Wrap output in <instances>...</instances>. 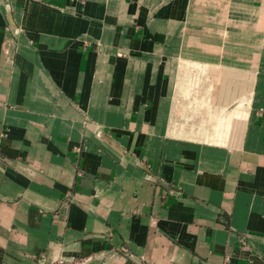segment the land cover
Returning <instances> with one entry per match:
<instances>
[{
	"label": "crops",
	"instance_id": "obj_1",
	"mask_svg": "<svg viewBox=\"0 0 264 264\" xmlns=\"http://www.w3.org/2000/svg\"><path fill=\"white\" fill-rule=\"evenodd\" d=\"M0 264H264V0H0Z\"/></svg>",
	"mask_w": 264,
	"mask_h": 264
},
{
	"label": "rangeland",
	"instance_id": "obj_2",
	"mask_svg": "<svg viewBox=\"0 0 264 264\" xmlns=\"http://www.w3.org/2000/svg\"><path fill=\"white\" fill-rule=\"evenodd\" d=\"M252 97H253V92H252L251 94L246 93L245 96H243L242 94H240L239 101H241V100H243V99H245V98H250V99H252Z\"/></svg>",
	"mask_w": 264,
	"mask_h": 264
},
{
	"label": "bare ground",
	"instance_id": "obj_3",
	"mask_svg": "<svg viewBox=\"0 0 264 264\" xmlns=\"http://www.w3.org/2000/svg\"><path fill=\"white\" fill-rule=\"evenodd\" d=\"M186 36V35H185ZM188 36V35H187ZM255 36V35H254ZM187 38V37H186ZM235 38V37H234ZM212 40V39H211ZM217 41V40H216ZM219 41V40H218ZM249 42V41H248ZM239 45V44H238ZM185 47V46H184ZM182 50V49H181ZM252 86V85H251Z\"/></svg>",
	"mask_w": 264,
	"mask_h": 264
}]
</instances>
